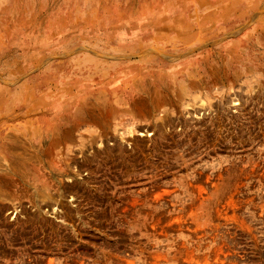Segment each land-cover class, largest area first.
Wrapping results in <instances>:
<instances>
[{"label":"rangeland","instance_id":"374dc122","mask_svg":"<svg viewBox=\"0 0 264 264\" xmlns=\"http://www.w3.org/2000/svg\"><path fill=\"white\" fill-rule=\"evenodd\" d=\"M0 264H264V0H0Z\"/></svg>","mask_w":264,"mask_h":264},{"label":"bare ground","instance_id":"6f19581e","mask_svg":"<svg viewBox=\"0 0 264 264\" xmlns=\"http://www.w3.org/2000/svg\"><path fill=\"white\" fill-rule=\"evenodd\" d=\"M147 66H148V65H147ZM188 68H189V67H184V69L176 70L177 73H175V72H171V73H170V74H171L170 77H171L172 79H171V78H170V79H171L172 81H171V80H170V81L173 82L174 84H177V85H178V80H177V79H179V78L177 77V74H179L181 77H182V76H187V73H189V70H187ZM148 73H149V71H148ZM158 77H159V76H158ZM181 79H182V78H181ZM181 84H182V83L180 82V83H179V86H180ZM173 86H174V85H173ZM173 86H172V87H169L170 91H174V87H173ZM161 88H162V87H161ZM157 90L160 91V90H161L160 87H158ZM163 91H164V89H163ZM175 92H176V91H175ZM175 92H174V94H175ZM158 93H159V92H158ZM164 93H165V92H164ZM182 94H183V92H182ZM166 95H167V93H166ZM171 95H172V94H171ZM172 96H173V95H172ZM174 97H175V95H174ZM174 97H173V98H174ZM149 98H150V97H149ZM167 98H168V96H167Z\"/></svg>","mask_w":264,"mask_h":264}]
</instances>
